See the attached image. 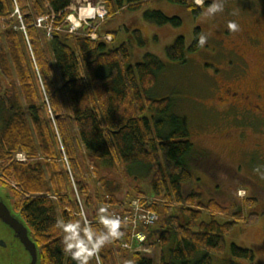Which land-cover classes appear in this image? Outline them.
I'll list each match as a JSON object with an SVG mask.
<instances>
[{"label":"trees","instance_id":"obj_1","mask_svg":"<svg viewBox=\"0 0 264 264\" xmlns=\"http://www.w3.org/2000/svg\"><path fill=\"white\" fill-rule=\"evenodd\" d=\"M103 1L107 18L92 39L84 24L68 31L72 0H0V187L9 190L13 210L29 228L39 264H76L64 251L58 221L81 220L82 207L87 220L103 230L101 207L109 215L111 210L128 212L135 199L158 215L155 224L141 227L146 235L142 244L152 253L123 248L130 229L121 223V235L97 254L100 264H119V258L122 264H213L212 256L226 250L225 236L234 226L253 225L259 214L244 215L197 190L185 192L199 165L192 162L195 154L206 153L186 139L177 115L170 114L171 129L163 131L171 99L146 95L164 68L162 61L146 53L132 64L127 44L114 45L116 32L102 29L108 18L152 0ZM166 1L193 16L207 4ZM143 19L158 26L182 23L179 16L158 9H146ZM199 33L195 27L189 44L177 36L166 47L167 57L185 62L186 53L200 47ZM132 34L139 45L145 43L140 29ZM17 152L26 160H16ZM131 167L147 182L146 188L136 183L132 194L124 192L129 185L124 174ZM223 214L230 218L218 221L216 216ZM229 251L228 264L255 260L251 249L234 243ZM89 264H98L96 256Z\"/></svg>","mask_w":264,"mask_h":264},{"label":"rangeland","instance_id":"obj_2","mask_svg":"<svg viewBox=\"0 0 264 264\" xmlns=\"http://www.w3.org/2000/svg\"><path fill=\"white\" fill-rule=\"evenodd\" d=\"M212 2L213 0H207L202 13L193 16L179 4L166 0H152L137 11H125L116 17L108 18L102 29L116 32L114 45L121 42L127 44L132 64L141 61L146 53L154 54L162 61L164 68L158 73L156 83L146 95L154 99L164 97L171 99L163 131L168 133L171 129L168 122L170 114L177 115L188 132L186 139L193 144L194 149L206 153L201 155V158L195 154L196 158L192 162H198L199 165L197 168L194 167L192 180L184 185L185 192L197 190L205 197L215 198L221 205L232 210H242L244 215L250 212L259 214L258 221L253 225L239 223L234 226L225 236L226 250L212 256L213 264H228L232 260L229 251L232 243L253 251L255 260L252 264H264V162H239L241 159L239 147L230 151L232 141L224 139L223 133L231 130L241 135L243 128L238 120L226 118L224 115L223 101L218 98L222 97L223 93L221 87L217 88L216 85V77L224 70L234 67L233 58L227 54L224 45L237 44L244 48L243 37L248 31L264 30L250 29L254 27L253 24L246 25L254 20L249 14L264 11V0H223L224 11L215 17H207L203 14L204 10ZM88 3L99 13L107 12L103 0H72L68 19L74 22L79 16H87L89 12L88 9L84 11V7L88 8ZM146 9H158L166 15L179 16L182 23L174 27L169 24L158 26L146 22L143 19V12ZM16 13L19 14L18 11ZM106 18L104 13L101 17L95 15L90 21L92 26L96 27L97 38L99 36L97 31ZM233 20L238 23L239 28L231 34L233 39L230 41L226 39V31L229 29L228 22ZM81 23L83 24V21ZM195 27H200L199 36L207 35V42L197 51L187 52L185 62L171 61L166 55V47L172 44L177 36H183L186 44H189L194 38ZM135 28L141 30L145 39L143 45H139L132 34V29ZM104 38L111 40L112 36L106 35ZM252 68L251 77L255 78L258 69L256 61L253 62ZM147 114L149 115L150 111ZM246 143L249 144L250 140ZM197 158L200 160L197 161ZM126 170L125 182H129V185L125 187L124 192L132 194V187L136 183L147 187L140 170L134 167ZM0 193L4 196L7 193V203L12 207L9 190L0 187ZM252 198L255 199V204L249 205ZM84 213L86 215V212ZM229 218L224 214L216 216L220 222ZM203 219L208 220L209 216L204 214ZM238 262L249 264L242 259Z\"/></svg>","mask_w":264,"mask_h":264},{"label":"flooded vegetation","instance_id":"obj_3","mask_svg":"<svg viewBox=\"0 0 264 264\" xmlns=\"http://www.w3.org/2000/svg\"><path fill=\"white\" fill-rule=\"evenodd\" d=\"M249 15L254 18L246 24L254 25L250 29L264 28V11ZM234 32L227 29L226 39L232 41L231 34ZM243 44L244 48L237 44L224 45L227 54L233 58L234 67L216 77L217 88L221 87L223 93L218 98L223 101L224 115L238 120L243 128L241 135L228 130L223 133V138L232 141L230 151L239 147V162H264V30L248 31L243 37ZM254 61L258 63V69L255 78H252ZM248 140L249 144L246 143ZM22 250L23 246L13 230L0 220V264H27L23 261Z\"/></svg>","mask_w":264,"mask_h":264},{"label":"clouds","instance_id":"obj_4","mask_svg":"<svg viewBox=\"0 0 264 264\" xmlns=\"http://www.w3.org/2000/svg\"><path fill=\"white\" fill-rule=\"evenodd\" d=\"M197 5H203L204 0H194ZM224 11L223 0H213L204 10L207 17H215L218 13ZM239 25L236 21H229L228 28L231 31L238 30ZM208 40L207 35H200L198 43L203 46ZM99 223L103 225V230H99L95 225L84 219L85 213L81 209V220L58 221L63 235V248L76 264H89L90 259L97 255L103 246L110 240L121 235V220L118 216L109 215L106 207L99 209Z\"/></svg>","mask_w":264,"mask_h":264},{"label":"built area","instance_id":"obj_5","mask_svg":"<svg viewBox=\"0 0 264 264\" xmlns=\"http://www.w3.org/2000/svg\"><path fill=\"white\" fill-rule=\"evenodd\" d=\"M88 4H89L88 7H90V3ZM84 11H86V7H84ZM104 13L105 12L99 13L96 10V8L92 7L91 12L87 16H83V17L79 16V19L75 18L74 22L68 19L70 16H67L66 20L70 22L68 31L69 32L76 31L81 26L82 24L81 21H83V23L86 24L91 29L88 35L92 39H96L97 38V34L95 32L96 27L92 26L89 19L94 18L95 15L96 17H101L103 16ZM51 29H52V25L51 24L47 25V30L50 31ZM14 158L19 161L26 160L25 154L23 152L16 153L14 155ZM128 210H129L128 212L111 210V215L118 216L121 222L125 223L130 229V241L123 242L121 246L129 250L130 252H143L145 254L152 253L151 248H148L142 244V242L145 240L146 235L141 230V227H148V226H152L153 224H155L156 221L158 220L157 213L150 209L143 207L138 199H135L132 201ZM84 219H87L86 216L84 217ZM95 256H96L98 264H100L98 255H95ZM118 263L122 264V260L120 258L118 259Z\"/></svg>","mask_w":264,"mask_h":264},{"label":"water","instance_id":"obj_6","mask_svg":"<svg viewBox=\"0 0 264 264\" xmlns=\"http://www.w3.org/2000/svg\"><path fill=\"white\" fill-rule=\"evenodd\" d=\"M7 193H0V220L17 236L23 246V261L27 264H39V253L36 243L30 236V231L23 219L7 203Z\"/></svg>","mask_w":264,"mask_h":264},{"label":"bare ground","instance_id":"obj_7","mask_svg":"<svg viewBox=\"0 0 264 264\" xmlns=\"http://www.w3.org/2000/svg\"><path fill=\"white\" fill-rule=\"evenodd\" d=\"M87 9H88V12L90 13L91 10H92V7L90 6V7L86 8V10H87Z\"/></svg>","mask_w":264,"mask_h":264}]
</instances>
